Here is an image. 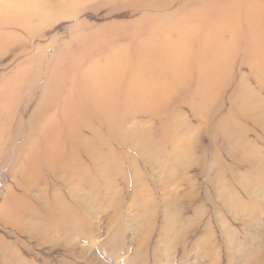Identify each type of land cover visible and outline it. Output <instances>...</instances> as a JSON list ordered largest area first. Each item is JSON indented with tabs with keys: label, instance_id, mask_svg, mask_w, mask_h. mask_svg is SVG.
I'll use <instances>...</instances> for the list:
<instances>
[{
	"label": "rangeland",
	"instance_id": "1",
	"mask_svg": "<svg viewBox=\"0 0 264 264\" xmlns=\"http://www.w3.org/2000/svg\"><path fill=\"white\" fill-rule=\"evenodd\" d=\"M0 264H264V0H0Z\"/></svg>",
	"mask_w": 264,
	"mask_h": 264
}]
</instances>
